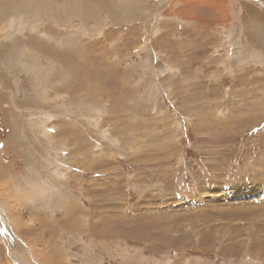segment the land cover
I'll return each mask as SVG.
<instances>
[{"label":"rangeland","instance_id":"rangeland-1","mask_svg":"<svg viewBox=\"0 0 264 264\" xmlns=\"http://www.w3.org/2000/svg\"><path fill=\"white\" fill-rule=\"evenodd\" d=\"M10 1L0 264H264V0Z\"/></svg>","mask_w":264,"mask_h":264},{"label":"bare ground","instance_id":"bare-ground-1","mask_svg":"<svg viewBox=\"0 0 264 264\" xmlns=\"http://www.w3.org/2000/svg\"><path fill=\"white\" fill-rule=\"evenodd\" d=\"M13 130V129H12ZM14 132V130H13ZM11 135H13V133H11ZM15 135V133H14ZM29 148V147H28ZM2 171V170H1ZM2 182V181H1ZM1 211V210H0ZM8 224V223H7ZM2 225V224H1ZM14 226V225H13ZM3 227V226H2ZM6 227V226H5ZM4 228V227H3ZM9 228V227H8ZM11 233V232H10ZM12 237H13V244H12V248L14 249V251H17L18 250V253L20 254L19 255V258H21L22 260H25L27 262H25L26 264H35L34 260L28 256V253H25L21 250V248H18V247H21V244L20 242L18 241V239L16 237H14V235L11 233ZM26 251V249H25ZM24 263V262H23ZM22 263V264H23Z\"/></svg>","mask_w":264,"mask_h":264},{"label":"crops","instance_id":"crops-1","mask_svg":"<svg viewBox=\"0 0 264 264\" xmlns=\"http://www.w3.org/2000/svg\"><path fill=\"white\" fill-rule=\"evenodd\" d=\"M28 0H26V2H27ZM30 2H29V4H28V6L29 7H34L35 6V3H41L42 4V2H44V3H46L47 4V0H29ZM47 1V2H46ZM24 2V0H12V1H10V2H8V6L10 7V9H16V7H17V4H18V9H19V6H20V4H21V7L23 8V9H25V7L23 6V3ZM3 5H7V4H3ZM3 5H1V6H3ZM35 8V7H34ZM38 8H40V7H38ZM44 8V7H43ZM27 9V8H26ZM25 9V10H26ZM46 9V8H45Z\"/></svg>","mask_w":264,"mask_h":264}]
</instances>
